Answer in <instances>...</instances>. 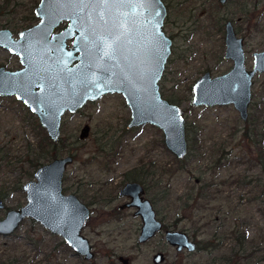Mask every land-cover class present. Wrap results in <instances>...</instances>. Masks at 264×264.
I'll return each instance as SVG.
<instances>
[{
  "label": "rangeland",
  "instance_id": "obj_1",
  "mask_svg": "<svg viewBox=\"0 0 264 264\" xmlns=\"http://www.w3.org/2000/svg\"><path fill=\"white\" fill-rule=\"evenodd\" d=\"M39 1L0 0V30L17 37L36 25L33 11ZM162 1L168 11L163 31L173 45L159 91L179 108L197 150L180 164L166 150L163 135L155 127L127 129L130 112L118 94L88 103L76 114H65L60 128L65 148L58 158L71 156L73 163L66 169L63 192L74 194L92 212L82 235L92 245L94 259L77 256L60 237L26 220L11 236H0V262L20 257V264H152L153 255L161 252L166 264H211L217 254L177 253L163 234L138 244L139 222L128 213L122 224L112 219L105 200L117 195L124 181L142 174L147 195L155 200L158 217L168 230L184 232L195 243L209 241L217 233L225 238L221 253L235 249L239 237L247 257L251 256L248 264H264V136L260 145L253 143L252 136L246 140L247 120L242 121L232 106L191 105V88L200 76L209 72L212 78L219 77L232 67L231 61L223 59L226 20L243 40L245 67L251 70L253 54L264 51V0H229L223 8L217 0ZM1 66L21 68L18 58L4 50H0ZM251 92L248 118L261 115L260 125L264 120L262 75L253 79ZM26 114L14 97L0 98V200L4 204L0 220L8 210L26 203L16 183L27 167L25 145L37 141ZM263 127L257 131L264 135ZM104 145L108 151L112 146L115 156H100L98 149ZM135 169L137 174L130 176ZM30 180L21 178V185Z\"/></svg>",
  "mask_w": 264,
  "mask_h": 264
},
{
  "label": "water",
  "instance_id": "obj_2",
  "mask_svg": "<svg viewBox=\"0 0 264 264\" xmlns=\"http://www.w3.org/2000/svg\"><path fill=\"white\" fill-rule=\"evenodd\" d=\"M34 16L38 23L20 32L17 39L9 30H0V49L17 57L21 66L13 72L0 68V98L14 97L22 103L50 141L57 143L65 114H76L88 103L118 94L130 112L127 129L155 127L175 159L187 157L185 120L159 91L172 47L163 31L167 10L162 0L89 5L40 0ZM62 24L65 27L58 30ZM224 42V59L232 62L230 71L215 78L210 73L202 75L191 88V105L205 109L232 106L245 122L253 79L256 75L264 78V51L253 54L252 68L247 70L242 40L229 23ZM72 163L71 156L56 158L33 173V179L21 188L25 205L6 212L0 220V236H11L29 220L60 237L77 256L86 261L93 258L91 245L81 234L89 210L74 195L63 192L64 175ZM143 192L137 183H127L120 191L132 199L128 206L136 208L135 215L141 217L140 244L162 229L150 203L140 198ZM164 237L177 252L196 250L184 232L168 230ZM162 258L156 254L153 263L159 264Z\"/></svg>",
  "mask_w": 264,
  "mask_h": 264
},
{
  "label": "trees",
  "instance_id": "obj_3",
  "mask_svg": "<svg viewBox=\"0 0 264 264\" xmlns=\"http://www.w3.org/2000/svg\"><path fill=\"white\" fill-rule=\"evenodd\" d=\"M32 19H35V17H32ZM26 116H27L26 123L32 127L33 131L37 136L36 143L34 144L26 143L25 145V149L27 152L25 156V164L27 165V167L25 170L22 169L21 178L30 180L33 175V173H31L30 170H37L46 163L58 158L59 153H61V149H64L65 146L62 144L61 139H59L57 143H53L52 141H50L45 131L40 127L39 123L37 122L38 120L35 119L33 116L29 115L28 110ZM257 119H262L261 115L258 118L257 116L255 117V115H252L247 119L244 138L248 140L249 136H252L253 143L260 145V143L263 142V139L262 140L260 139L263 138L264 135L263 133L260 132L258 133L257 130L258 127L264 126L263 125L264 120H262L263 123L261 122V124L259 125L257 123L258 122ZM186 139L188 143V154H187L188 157L189 152L197 150V141L196 140L192 141L191 139H189L187 136V131H186ZM98 154L105 158H108L107 157L108 155L112 157L115 156V153H113L112 151V146L109 148L108 151L105 148V145L98 149ZM187 157L183 160H177V159L175 160L181 164V162H184L187 159ZM263 163L264 162H262V166L264 167ZM138 171H139L138 169H135L131 171L129 175L130 176H133V174L136 175ZM21 178L16 183V188L19 191L22 190L21 188L23 186L21 185L20 182ZM144 178L145 177L142 174H140V177H133L132 181L139 182L142 185L146 186ZM147 188L148 187L146 186V189ZM26 241L28 245L30 244L33 245L31 243L33 242L32 240L27 239ZM224 241H225L224 237L218 236L217 233H214L209 241H206L204 243L203 242L197 243L196 252L203 251L204 253L209 254L211 257L214 254H217L218 255L217 257L211 259L210 261L211 264H248V258L251 256L247 257L246 250L242 248L244 244V241H242V239L236 237L235 243L237 247L233 250H229L227 252L221 253V247L224 244ZM219 251L220 253H217ZM20 261H21L20 257H13V258H8L4 262H0V264H20Z\"/></svg>",
  "mask_w": 264,
  "mask_h": 264
},
{
  "label": "flooded vegetation",
  "instance_id": "obj_4",
  "mask_svg": "<svg viewBox=\"0 0 264 264\" xmlns=\"http://www.w3.org/2000/svg\"><path fill=\"white\" fill-rule=\"evenodd\" d=\"M163 2V1H162ZM228 2H229V0H226V2L225 3H223V4H221V3H219L218 2V0H217V3H218V5L220 6V7H226L227 5H228ZM164 3V2H163ZM165 5V4H164ZM165 7H166V5H165ZM166 10H167V7H166ZM167 14H168V11H167ZM246 14H248V13H246ZM167 17V16H166ZM166 20V19H165ZM164 23H165V21H164ZM230 24V26H231V28H232V31L234 32V34H235V36H236V32H235V30H234V28H233V25H232V23H231V21H228V20H226V22H225V24H224V26H223V28H224V40H225V33H226V25L227 24ZM64 27H65V24H64ZM63 27V28H64ZM4 30V29H3ZM12 33V32H11ZM19 34V33H18ZM12 36H13V38L14 39H17L18 38V35H17V37H14V34H12ZM167 36V35H166ZM168 37V36H167ZM237 37V36H236ZM169 38V37H168ZM238 38V37H237ZM170 40H171V42H172V45H173V41H172V39L171 38H169ZM239 39H241V38H239ZM242 40V39H241ZM242 43H243V40H242ZM224 45H225V42H224ZM243 48H244V45H243ZM0 50H3V49H0ZM225 50H226V47H225ZM5 51V50H4ZM171 51H172V47H171ZM243 52H244V49H243ZM224 55H225V51H224ZM245 56V55H244ZM223 59H224V56H223ZM225 60V59H224ZM21 67V66H20ZM0 68H4V67H0ZM6 71H10V72H13V71H17V70H20L21 68H16L15 70H7L6 68H4ZM230 71V70H229ZM205 73H209V72H205ZM204 73V74H205ZM203 74V75H204ZM201 77V76H200ZM248 119V118H247ZM187 140V139H186ZM188 144V143H187ZM127 183H137V184H139L142 188H143V195L140 197V198H142L143 200H147L149 203H150V205L152 206V209H153V211H154V214H155V218H156V220H158L159 222H161V224H162V229H161V231L158 233V234H156L153 238H151L150 240H152V239H154L157 235H159V234H163V239H164V241H165V243L169 246V247H171L167 242H166V240H165V237H164V233H165V231H168V229H167V227L163 224V220L162 219H160L159 217H158V213L156 212V210H155V200L154 199H152V198H149L148 197V188L146 189V186L145 185H142L141 183H139V182H136V181H132V180H126V181H124L123 182V186L119 189V191L117 192V195H115V196H113L112 198H110V199H107V200H105V202L104 203H106V205H107V207L108 208H110V215H111V217H112V219L113 220H117V222L119 223V224H122V222H120V221H122V220H124L123 218H124V216H127L126 214L128 213V217H131L133 220L135 219V220H138V222H139V233H138V236H139V234H140V230H141V227H142V220H141V217L140 216H136L135 215V213L137 212V209L136 208H134V207H129L128 205L132 202V199L130 198V197H127V196H121L120 195V191H121V189L127 184ZM72 195H74V194H72ZM75 196V195H74ZM76 197V196H75ZM77 198V197H76ZM78 199V198H77ZM79 200V199H78ZM80 201V200H79ZM81 202V201H80ZM82 203V202H81ZM83 204V203H82ZM86 206V205H85ZM87 207V206H86ZM88 208V207H87ZM88 210H89V217H88V219H87V221H86V223H85V227H86V224H87V222H88V220L90 219V217H91V215H92V212L90 211V209L88 208ZM6 214V213H5ZM127 217V218H128ZM84 227V228H85ZM84 230V229H83ZM82 230V231H83ZM81 234H82V232H81ZM83 236V235H82ZM87 239V238H86ZM137 239H138V237H137ZM88 240V239H87ZM150 240H148L147 242H145V243H143V244H146V243H148ZM88 242H89V240H88ZM194 242V241H193ZM137 243H138V241H137ZM195 243V242H194ZM89 244H90V242H89ZM138 244H140V243H138ZM196 244V248H197V243H195ZM91 245V244H90ZM91 248H92V252H93V247H92V245H91ZM171 248H173V247H171ZM175 249V248H174ZM175 251H176V249H175ZM185 250H182L181 252H184ZM177 252V251H176ZM186 253H188V254H193L194 252H196V250L193 252V253H189V252H187V251H185ZM177 253H180V252H177ZM94 254V253H93ZM156 254H161L162 255V261L159 263V264H166L165 263V255L163 254V253H161V252H158V253H156ZM155 254V255H156ZM155 255H153V257L155 256ZM95 256V255H94ZM94 256H93V258L91 259V260H93L94 259ZM153 257H152V264H154L153 263ZM91 260H89V261H91Z\"/></svg>",
  "mask_w": 264,
  "mask_h": 264
},
{
  "label": "snow or ice",
  "instance_id": "obj_5",
  "mask_svg": "<svg viewBox=\"0 0 264 264\" xmlns=\"http://www.w3.org/2000/svg\"><path fill=\"white\" fill-rule=\"evenodd\" d=\"M76 3L80 4H119V3H126L131 2V0H75ZM139 3H147L149 0H137Z\"/></svg>",
  "mask_w": 264,
  "mask_h": 264
}]
</instances>
